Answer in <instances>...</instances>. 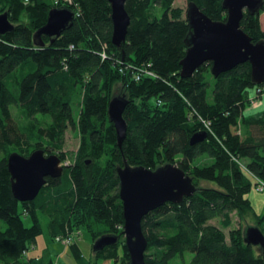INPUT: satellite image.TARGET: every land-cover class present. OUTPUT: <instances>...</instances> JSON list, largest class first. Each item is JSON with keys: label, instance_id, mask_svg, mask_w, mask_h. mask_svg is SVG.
<instances>
[{"label": "trees", "instance_id": "trees-1", "mask_svg": "<svg viewBox=\"0 0 264 264\" xmlns=\"http://www.w3.org/2000/svg\"><path fill=\"white\" fill-rule=\"evenodd\" d=\"M222 1L186 0L216 22L226 20ZM124 7L130 24L125 41L114 46L107 0H0V14L6 13L13 25L0 35V221L5 226L0 230V264H54L28 255L43 233V217L51 240L81 231L92 246L102 236L117 238L114 245L92 249L89 258L74 242L69 248L75 264H128L117 176L124 161L151 170L175 165L196 188L181 203L167 202L142 218L145 264L183 262L186 252L192 254L189 264H264L260 249L243 241L250 225L226 234L209 223L219 219L222 228H230L235 213L242 222L252 220L264 235V216L246 198L253 186L264 185V113L244 115L246 105L264 97V82H252L248 62L217 77L207 62L182 78L180 61L190 31L183 10L174 0H127ZM53 8L71 10L72 24L51 42L41 36L44 46H36L33 35ZM261 14L264 0L259 12L244 11L240 21L254 44L264 42ZM142 69L155 77L134 80ZM115 88L127 101L120 147L108 117ZM251 88L254 99L248 96ZM10 105L27 121L39 114L50 117L48 141L41 147L46 156L53 154L50 146L65 162L64 133L70 128L79 137L72 162L60 177L46 178L30 202L14 199L7 159L14 152L28 157L35 150L33 141L42 136L36 124L35 131L22 128ZM196 133L205 137L192 145Z\"/></svg>", "mask_w": 264, "mask_h": 264}, {"label": "water", "instance_id": "water-1", "mask_svg": "<svg viewBox=\"0 0 264 264\" xmlns=\"http://www.w3.org/2000/svg\"><path fill=\"white\" fill-rule=\"evenodd\" d=\"M107 1L111 8V43L120 46L125 41L130 24L124 7L127 0ZM260 5L261 0H223L222 8L226 11V20L216 22L204 15L193 3L187 4L185 17L190 31L184 41L187 50L180 61V76L188 77L201 65L211 62V74L217 77L248 62L252 82L263 83L264 42L252 43L240 29L243 12H259ZM73 18L74 13L67 8L50 9L45 24L34 33L33 43L44 46L41 36H46L51 42L71 26ZM12 27L8 15L0 14V35L9 32ZM126 105L127 101L122 96L112 98L108 105V117L114 126L118 147L126 136L127 124L123 118ZM204 137V133H196L191 137L190 143L193 145ZM63 168L58 156H45L42 150H35L28 157L11 153L7 159V169L14 199L18 202L33 201L45 185L46 178L60 177ZM117 176L128 264H145L147 241L141 229L142 218L167 202L181 203L183 198L191 197L196 188L191 178L172 164L151 170L143 167L132 168L124 161L123 167L117 169ZM243 241L259 248L264 259V235L259 228L247 227ZM116 242L117 238L114 236H102L93 243L92 249L100 251Z\"/></svg>", "mask_w": 264, "mask_h": 264}, {"label": "rangeland", "instance_id": "rangeland-1", "mask_svg": "<svg viewBox=\"0 0 264 264\" xmlns=\"http://www.w3.org/2000/svg\"><path fill=\"white\" fill-rule=\"evenodd\" d=\"M70 1V0H69ZM174 6L178 7L183 10V15L186 14L187 11V2L186 0H174ZM161 11L158 10L157 16L160 17ZM262 21H264V14H261ZM261 28L264 29V24L262 22ZM211 88V87H210ZM209 88V90H210ZM113 96L118 97L119 91L117 88L113 91ZM249 97H256V90L251 88L248 92ZM263 100V103L260 104L261 100L257 98L258 100H253L254 102L251 105H246V108L244 110V113L248 115L250 110H253L255 108H264V97H261ZM78 99L74 98L71 102V108L73 112V118L76 120L79 114V107H78ZM261 109V111H262ZM10 111L12 118L22 127L26 129H30V126L36 124L38 127H40V133L42 136V139H32L33 145L35 150H42V146L46 145L45 142L48 141V134H47V125L50 121L49 116H43V115H37L34 119H31L30 121H27L22 117V115L19 113V110L15 105H10ZM36 130L35 127H32ZM36 138V137H35ZM79 144V137L76 132H74L72 129L68 128L66 132L63 135L62 139V149L61 152H64L67 154L65 160H68L69 162H72V156L77 150ZM47 149L51 150L53 154L50 155H58L57 150H55L52 147H47ZM34 150V151H35ZM45 156L47 154H44ZM49 156V155H48ZM63 163V162H62ZM204 183H201L200 185H203ZM205 186L209 187L210 185L204 184ZM246 198L251 202L254 211L258 214V216H264V191L259 192L256 190V186H253L251 188V191L247 194ZM25 225L29 226V221L22 217ZM211 225H214L216 227H219L223 230L224 233H228V231L232 228H246L248 225L253 226V221L249 220L247 218V221H241L239 217L234 213L231 215V227L230 228H222L220 225L219 219H214L209 222ZM41 226L43 229V233L36 239V243L34 246L29 250L28 255L30 257L36 256L41 257L44 262L52 261L54 264H75L72 258V252L71 249L62 247L59 243H56L54 240H51L48 237V231H47V218L43 217L41 221ZM5 226L3 222L0 221V230H4ZM80 236L76 239V246L79 248L80 252L86 257L89 258L92 254V244L89 236L84 232H79ZM256 252L258 251L257 248L254 249ZM192 258V254L186 252L184 254V261H176L173 264H189L190 260ZM102 264H109L108 262H104Z\"/></svg>", "mask_w": 264, "mask_h": 264}, {"label": "built area", "instance_id": "built-area-1", "mask_svg": "<svg viewBox=\"0 0 264 264\" xmlns=\"http://www.w3.org/2000/svg\"><path fill=\"white\" fill-rule=\"evenodd\" d=\"M29 0H22L23 4H26ZM102 59H105V55L102 54ZM148 76V77H155L154 74L152 72H150L147 69H142L138 72H136L133 76L134 80L138 81L140 80L141 76ZM69 164L68 160H65V162L62 163L63 166H66ZM256 190L259 192H263L264 191V185L262 182H259L258 185L256 186ZM80 236L79 232H74V233H68L64 236H56L54 238V241L56 243H59L62 247L64 248H68L69 246H71L76 239Z\"/></svg>", "mask_w": 264, "mask_h": 264}, {"label": "crops", "instance_id": "crops-1", "mask_svg": "<svg viewBox=\"0 0 264 264\" xmlns=\"http://www.w3.org/2000/svg\"><path fill=\"white\" fill-rule=\"evenodd\" d=\"M259 21H260V27H261V24H262V22H263V24H264V21H262V18H261V15L259 16ZM262 29V28H261ZM262 30H264V29H262ZM255 97H249V99H254ZM261 100V102H260V104H262L263 103V100H262V98L260 99ZM260 106V105H259ZM258 106V107H259ZM255 108V109H253V110H250V112L248 113V115L247 114H245L244 113V115L245 116H253L254 118H258L259 116H261L263 113H264V108L262 109V108ZM261 109H262V111H261Z\"/></svg>", "mask_w": 264, "mask_h": 264}]
</instances>
